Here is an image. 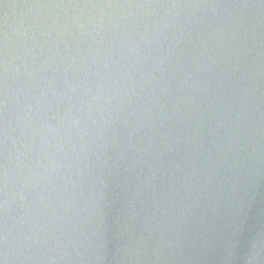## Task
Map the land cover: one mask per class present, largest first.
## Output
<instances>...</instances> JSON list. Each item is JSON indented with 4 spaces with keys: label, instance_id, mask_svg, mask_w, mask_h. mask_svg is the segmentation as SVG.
<instances>
[{
    "label": "water",
    "instance_id": "water-1",
    "mask_svg": "<svg viewBox=\"0 0 264 264\" xmlns=\"http://www.w3.org/2000/svg\"><path fill=\"white\" fill-rule=\"evenodd\" d=\"M0 264H264V0H0Z\"/></svg>",
    "mask_w": 264,
    "mask_h": 264
}]
</instances>
